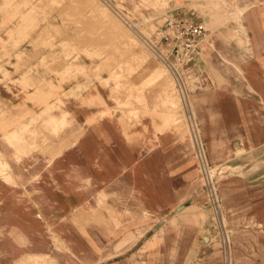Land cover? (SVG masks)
<instances>
[{"label": "rangeland", "instance_id": "1", "mask_svg": "<svg viewBox=\"0 0 264 264\" xmlns=\"http://www.w3.org/2000/svg\"><path fill=\"white\" fill-rule=\"evenodd\" d=\"M8 1L0 264H264V46L252 44L253 31L264 39V0ZM190 13L206 39L237 44L213 46L182 85L146 39ZM196 141L221 199L227 263Z\"/></svg>", "mask_w": 264, "mask_h": 264}, {"label": "built area", "instance_id": "2", "mask_svg": "<svg viewBox=\"0 0 264 264\" xmlns=\"http://www.w3.org/2000/svg\"><path fill=\"white\" fill-rule=\"evenodd\" d=\"M207 32L208 28L205 23L197 20L194 13L169 14L164 25L157 30L155 41L148 38L146 41L151 51L166 66L174 79L184 85L185 72L195 66ZM196 152L202 172L203 187L208 204L215 215L214 220L218 227L219 237L223 242L224 259L227 263L229 241L221 199L201 141H196Z\"/></svg>", "mask_w": 264, "mask_h": 264}, {"label": "crops", "instance_id": "3", "mask_svg": "<svg viewBox=\"0 0 264 264\" xmlns=\"http://www.w3.org/2000/svg\"><path fill=\"white\" fill-rule=\"evenodd\" d=\"M208 35V33H207ZM207 35H206V38H207ZM252 44L254 46H264V39L262 38V41H260L258 39V37L256 36V32L253 31V34H252ZM204 39V41L202 42V51H201V54L200 56L198 57V60H197V64H198V67L199 66V63H205V62H208V60H210L209 58L210 57H216V54H218L219 50H214L212 47L213 46H217L218 49L219 47L221 46H231V45H235L237 43H235V41L233 40H226V39H217L215 41H210L209 39ZM223 55L225 54V51H222L221 52ZM213 61V60H211ZM97 122V121H96ZM99 122V121H98Z\"/></svg>", "mask_w": 264, "mask_h": 264}, {"label": "bare ground", "instance_id": "4", "mask_svg": "<svg viewBox=\"0 0 264 264\" xmlns=\"http://www.w3.org/2000/svg\"><path fill=\"white\" fill-rule=\"evenodd\" d=\"M10 1V0H9ZM8 1V2H9ZM13 1V0H12ZM16 1V0H15ZM22 1V0H21ZM54 1V0H53ZM52 1V2H53ZM57 1V3H59L60 4V1H62V0H60V1H58V0H56ZM26 2V1H25ZM33 2V1H32ZM38 2V1H37ZM41 2V1H40ZM75 2V1H74ZM73 2V3H74ZM13 3H14V1H13ZM13 3H11V4H13ZM17 3V2H16ZM19 3V2H18ZM24 3V1H22V4ZM68 3V2H67ZM66 3V4H67ZM71 3V2H70ZM82 3V2H81ZM90 3V2H89ZM88 3V4H89ZM94 3H96V2H94ZM36 4V3H35ZM40 4V3H39ZM55 4V3H54ZM54 4H52L53 5V7H54ZM76 4V3H75ZM86 4V3H85ZM137 4V3H136ZM17 5V4H16ZM24 5H26V3L24 4ZM37 5V4H36ZM36 5H34V6H36ZM70 5V4H69ZM72 5H74V4H72ZM87 5V4H86ZM67 6H68V4H67ZM75 6V5H74ZM77 6V8H78V5H76ZM93 6V5H92ZM91 6V7H92ZM11 7V6H10ZM13 7V6H12ZM15 7V6H14ZM21 7H23L22 5H21ZM40 7V6H39ZM58 7H59V5H58ZM80 7V6H79ZM87 7V6H86ZM16 8V7H15ZM14 8V9H15ZM37 8H38V6H37ZM66 9H67V7H65ZM70 8V7H69ZM89 8H90V5H89ZM94 7H92V9H93ZM106 8V7H105ZM17 9V8H16ZM22 8H20V10H21ZM87 9V8H86ZM91 9V8H90ZM11 10H13V8H11ZM18 10H19V7H18ZM35 10V9H34ZM33 11V10H32ZM64 11V10H63ZM27 12H29V10L27 11ZM31 12V11H30ZM30 12H29V15H30ZM93 12V11H92ZM98 12V11H97ZM65 13V12H64ZM94 13V12H93ZM105 14V13H104ZM36 15V14H35ZM99 15H102L103 16V14L101 13V14H98V17H99ZM32 15H30V17H31ZM214 16H217V15H214ZM34 17V16H33ZM37 17V16H36ZM63 17V16H62ZM94 17V16H93ZM97 17V16H96ZM96 17H94V18H96ZM107 17H109L108 15H107ZM106 17V18H107ZM21 18V17H20ZM28 18V17H27ZM32 18V17H31ZM74 19H75V17H73ZM105 18V17H104ZM105 18V19H106ZM217 18V17H216ZM24 19V21L26 22V20L27 19H25V18H23ZM72 19V18H71ZM77 19V18H76ZM75 19V20H76ZM98 20H99V18H97ZM70 20V19H69ZM68 20V21H69ZM78 21H79V18L77 19ZM102 20H104V19H101V24H103L104 22H102ZM105 21V20H104ZM30 22H32V21H30ZM67 22V21H66ZM74 22V21H73ZM81 22V21H80ZM107 22V21H106ZM112 22V21H111ZM115 23V22H114ZM73 24V23H72ZM111 24V23H110ZM29 25H32V24H29ZM71 24L69 23V26H70ZM79 26V25H78ZM108 25H105V27H107ZM113 26V25H112ZM32 27V26H31ZM34 27V26H33ZM37 28L39 27L38 25L36 26ZM47 27V26H46ZM116 27V26H115ZM4 28V27H3ZM43 28V27H42ZM75 28V27H74ZM73 28V29H74ZM108 28V27H107ZM106 28V29H107ZM117 29V28H116ZM35 30V29H34ZM108 30H111V29H108ZM45 31V30H44ZM77 31V30H76ZM79 31V30H78ZM124 31V30H123ZM119 33V32H118ZM126 33V32H125ZM82 34V33H81ZM137 34V33H136ZM74 35V34H73ZM83 35V34H82ZM138 35V34H137ZM123 36V35H122ZM140 37V36H139ZM69 39V38H68ZM76 39V38H75ZM133 39V38H132ZM63 40V39H62ZM73 40V39H72ZM77 40V39H76ZM75 40V41H76ZM66 41V40H65ZM71 41V40H70ZM62 42V41H61ZM122 42V41H121ZM145 42V41H144ZM143 42V43H144ZM77 43V42H76ZM138 43V42H137ZM78 44V43H77ZM84 44V43H83ZM139 44H140V42H139ZM138 44V45H139ZM146 44V43H145ZM81 45V44H80ZM91 45V44H90ZM141 45V44H140ZM139 45V46H140ZM89 46V45H88ZM115 47H117V46H115ZM75 50V49H74ZM111 50V49H110ZM113 50V49H112ZM86 52V51H85ZM108 52V51H107ZM110 52V51H109ZM79 53V52H78ZM74 54V53H73ZM107 54V53H106ZM72 55V54H71ZM77 56V55H76ZM99 56H101V55H99ZM108 56V55H107ZM78 57V56H77ZM103 58H105L104 56H103ZM107 58V57H106ZM114 59V58H113ZM74 60V59H73ZM68 63V62H67ZM69 64V63H68ZM71 65V64H70ZM58 66V65H57ZM62 66V65H61ZM68 69V68H67ZM110 69V68H109ZM161 75H162V77H164V78H167V74L165 73V71H161ZM88 76V75H87ZM119 78V77H118ZM157 81V80H156ZM50 84V83H49ZM168 84H169V87H170V89L171 90H174V86H173V83H171V81H169L168 80ZM54 85V84H53ZM176 107H178V106H176ZM176 109V108H175ZM12 111H14V110H12ZM17 113V112H16ZM108 109L107 108H101L99 111H97L95 114H94V120L95 121H104L106 118H107V116H108ZM33 120V119H32ZM33 123H35V122H33ZM191 130V132H192V129H190ZM14 131H16V130H14ZM21 131V130H20ZM19 131V132H20ZM23 133V132H22ZM22 133H20L21 135H22ZM16 134V133H15ZM18 132H17V136H18ZM21 138V137H20ZM18 140V139H17ZM18 144V143H17Z\"/></svg>", "mask_w": 264, "mask_h": 264}]
</instances>
